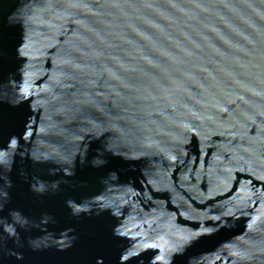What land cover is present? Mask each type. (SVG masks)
<instances>
[{
    "label": "water",
    "instance_id": "obj_1",
    "mask_svg": "<svg viewBox=\"0 0 264 264\" xmlns=\"http://www.w3.org/2000/svg\"><path fill=\"white\" fill-rule=\"evenodd\" d=\"M0 264H264V0H0Z\"/></svg>",
    "mask_w": 264,
    "mask_h": 264
}]
</instances>
